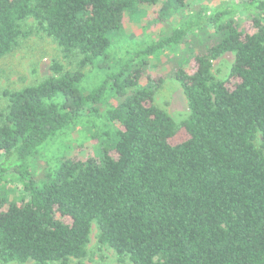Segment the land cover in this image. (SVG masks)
<instances>
[{
  "label": "trees",
  "instance_id": "16d2710c",
  "mask_svg": "<svg viewBox=\"0 0 264 264\" xmlns=\"http://www.w3.org/2000/svg\"><path fill=\"white\" fill-rule=\"evenodd\" d=\"M176 1L191 10L192 0ZM158 2L0 0V57L33 33L24 29L33 18L66 57L83 54L82 68L112 69L87 92L81 70L55 63L56 75L7 92V113L0 108V175L6 161L17 162L25 191L17 200L0 197L2 262L83 258L95 221L100 243L134 264H264V0L240 8L248 10L249 28L230 6L120 52L127 15ZM209 27L216 37L204 51L187 65L160 69L155 56L162 49ZM226 52L236 58L229 78L219 80L213 60ZM169 77L189 102L182 123L154 103ZM108 82L112 95L122 97L104 112L103 125L97 102ZM86 112L94 136L108 133L113 142L100 145L99 155L65 157L41 184L31 181L30 157ZM180 131L184 139L173 141Z\"/></svg>",
  "mask_w": 264,
  "mask_h": 264
},
{
  "label": "rangeland",
  "instance_id": "374dc122",
  "mask_svg": "<svg viewBox=\"0 0 264 264\" xmlns=\"http://www.w3.org/2000/svg\"><path fill=\"white\" fill-rule=\"evenodd\" d=\"M251 0H192L189 4L191 10H183L176 0H159L146 6L142 13L135 12L126 17V36L122 37L123 50L129 46L145 47L152 41L161 39L169 35L175 28L182 26L186 20L192 16L214 10L234 7L232 16L234 19L247 28L251 27V22L247 9H240ZM252 8H255L254 6ZM249 8V11L253 10ZM227 19L229 17H226ZM24 29L33 31L28 37H22L19 45L11 53L0 57V108L4 113L10 103L7 92L16 91L29 85H34L47 77L56 73L52 69L55 63L64 67L65 71L74 72L81 70L85 77L81 83V88L90 92L94 87L109 74L112 69L98 64L80 66V61L84 57L79 51L73 52L66 57L61 46L46 33L37 31L35 19H28L24 23ZM198 34H200L198 32ZM215 32L209 27L197 37H186L178 44L161 50L157 54L156 62L162 64L161 70H169V67L183 62L187 65L191 56L204 51L215 40ZM115 40V36L113 35ZM137 45V46H136ZM123 58L126 56L121 55ZM236 54L226 52L213 60L212 73L219 80L229 78ZM164 62V63H162ZM109 84V82L107 83ZM106 88V93L97 104L101 107L100 122L107 124L104 112L121 97H114L111 85ZM110 87V88H109ZM154 103L165 109L177 122L182 123L190 114V106L184 89L180 82L169 77L158 89ZM96 105V103H95ZM88 112L76 123L63 128L55 136L38 148L36 153L30 157L29 179L42 183L48 172H53L65 157L99 155L100 145L112 143L114 139L106 135L94 136L96 128L91 127V123L86 121ZM87 122V124H86ZM112 133V132H111ZM185 137L183 131L177 133L173 141H181ZM261 134L257 142L260 143ZM2 155H0V159ZM17 162L6 161L1 168L5 170L0 175V197L8 199H19L25 191L24 182L20 178V171L15 170ZM24 181V180H23ZM69 264H134L129 256H120L110 246L102 245L99 241V228L97 223H92L90 239L87 245V255L80 259L71 258ZM0 264H35L34 260L26 263L7 262L0 260ZM60 264V262H57Z\"/></svg>",
  "mask_w": 264,
  "mask_h": 264
}]
</instances>
